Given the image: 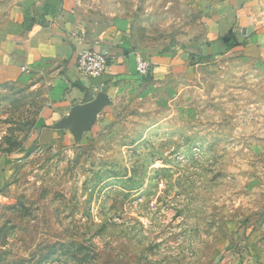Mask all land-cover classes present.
Returning a JSON list of instances; mask_svg holds the SVG:
<instances>
[{
	"label": "rangeland",
	"instance_id": "1",
	"mask_svg": "<svg viewBox=\"0 0 264 264\" xmlns=\"http://www.w3.org/2000/svg\"><path fill=\"white\" fill-rule=\"evenodd\" d=\"M82 1L147 55L200 36L212 2ZM51 67L0 83V264H264V66L134 68L82 138L45 146Z\"/></svg>",
	"mask_w": 264,
	"mask_h": 264
},
{
	"label": "crops",
	"instance_id": "2",
	"mask_svg": "<svg viewBox=\"0 0 264 264\" xmlns=\"http://www.w3.org/2000/svg\"><path fill=\"white\" fill-rule=\"evenodd\" d=\"M203 18V32L185 48L147 55L133 50L126 37L116 36V31L90 28L82 0H20L6 8L0 5V83L23 79L29 70L46 64L54 67L47 91L49 101L36 134L40 145L49 146L59 133L71 131L70 126L59 128L58 124L70 116L74 105L103 94L108 102L96 119L105 112L116 94L128 87L137 58L147 60L149 69L155 70L182 66L192 58L205 60L228 54L264 66V9L257 0H212ZM84 49L108 54L104 72L90 76L77 68V53Z\"/></svg>",
	"mask_w": 264,
	"mask_h": 264
},
{
	"label": "water",
	"instance_id": "3",
	"mask_svg": "<svg viewBox=\"0 0 264 264\" xmlns=\"http://www.w3.org/2000/svg\"><path fill=\"white\" fill-rule=\"evenodd\" d=\"M107 102L105 95L97 94L91 100L74 105L70 116L60 120L58 127L70 126L74 136L80 138L82 133L90 128L91 124L96 120L97 112Z\"/></svg>",
	"mask_w": 264,
	"mask_h": 264
},
{
	"label": "built area",
	"instance_id": "4",
	"mask_svg": "<svg viewBox=\"0 0 264 264\" xmlns=\"http://www.w3.org/2000/svg\"><path fill=\"white\" fill-rule=\"evenodd\" d=\"M77 68L90 76H97L104 72L108 65V54L103 51L94 49H84L77 53ZM150 63L143 59L137 58L135 69L138 73L144 74L148 71Z\"/></svg>",
	"mask_w": 264,
	"mask_h": 264
}]
</instances>
